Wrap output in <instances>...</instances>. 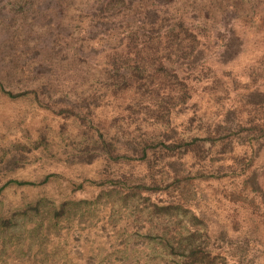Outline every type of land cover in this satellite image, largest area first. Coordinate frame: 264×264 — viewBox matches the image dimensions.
<instances>
[{"label": "rangeland", "instance_id": "rangeland-1", "mask_svg": "<svg viewBox=\"0 0 264 264\" xmlns=\"http://www.w3.org/2000/svg\"><path fill=\"white\" fill-rule=\"evenodd\" d=\"M0 264H264V0H0Z\"/></svg>", "mask_w": 264, "mask_h": 264}]
</instances>
